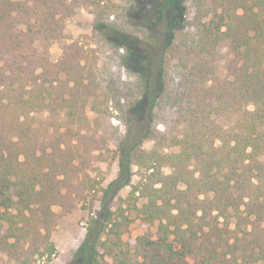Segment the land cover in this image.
Wrapping results in <instances>:
<instances>
[{"label": "trees", "instance_id": "16d2710c", "mask_svg": "<svg viewBox=\"0 0 264 264\" xmlns=\"http://www.w3.org/2000/svg\"><path fill=\"white\" fill-rule=\"evenodd\" d=\"M79 7L95 48L74 41L52 62ZM114 117L130 133L98 136ZM110 141L119 176L81 264H129L121 235L137 227L157 230L145 245L165 252L158 264H264V0H0V252L21 264L55 253L73 181ZM132 173L138 224L106 202Z\"/></svg>", "mask_w": 264, "mask_h": 264}, {"label": "rangeland", "instance_id": "374dc122", "mask_svg": "<svg viewBox=\"0 0 264 264\" xmlns=\"http://www.w3.org/2000/svg\"><path fill=\"white\" fill-rule=\"evenodd\" d=\"M93 24L94 15L92 12L86 7L77 8L76 14L67 21L65 38L53 43L49 48L51 61H59L64 47L74 41H78L85 51L93 50L95 48L92 35ZM220 53L224 61L230 57L227 43L221 46ZM220 67L224 70V65ZM119 75L121 79H125L121 70L117 73V76ZM110 112L111 115H118L115 110L110 109ZM88 114L91 118H95L93 113L90 112ZM168 116V111L161 114V120L158 125L159 130L162 131L164 129V123L167 121ZM143 122L144 119L140 116L138 123H135V127L130 133L128 128L114 117L110 121L102 122L99 126L101 130L98 132V136L107 133L108 136L113 134L114 136L122 137L130 133L129 142L132 143L142 137ZM144 148L150 150L152 142H146ZM93 154L95 157L92 160L91 167L85 169L73 181L72 192L74 193L75 209L71 214L60 218L51 232V240L56 247L55 253L52 255L46 254L43 257L37 255L28 264H81V259L75 255L81 252L80 248L88 230L98 222L102 209L101 200L105 196V191L119 176V157L112 141L107 146H104L102 150ZM133 170L135 173L137 169L133 168ZM126 179L124 178V180ZM138 182L139 177L132 173L128 186L121 187L120 184H115L106 196L110 211L115 217H119L120 221L126 218L128 221H134L138 224L137 209L143 202L139 194L133 193V186H136ZM54 210L60 212L58 206H55ZM156 236L157 230L155 228L152 229L149 235H145V232L139 227L133 230L124 229L121 237L129 264H158L166 260L167 256L163 250H154L145 245V238L155 240ZM189 261L192 262V260ZM0 264L21 263L10 261L6 253L0 252Z\"/></svg>", "mask_w": 264, "mask_h": 264}]
</instances>
